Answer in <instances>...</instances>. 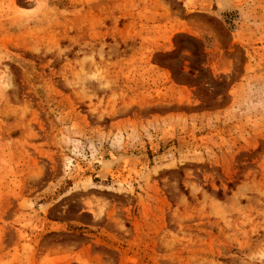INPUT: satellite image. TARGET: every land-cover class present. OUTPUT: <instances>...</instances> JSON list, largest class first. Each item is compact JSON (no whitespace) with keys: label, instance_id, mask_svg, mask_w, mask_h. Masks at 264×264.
Masks as SVG:
<instances>
[{"label":"rangeland","instance_id":"1","mask_svg":"<svg viewBox=\"0 0 264 264\" xmlns=\"http://www.w3.org/2000/svg\"><path fill=\"white\" fill-rule=\"evenodd\" d=\"M0 264H264V0H0Z\"/></svg>","mask_w":264,"mask_h":264}]
</instances>
